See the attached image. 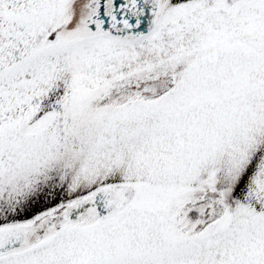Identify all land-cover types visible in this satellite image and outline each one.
Returning a JSON list of instances; mask_svg holds the SVG:
<instances>
[{
	"label": "snow or ice",
	"instance_id": "snow-or-ice-1",
	"mask_svg": "<svg viewBox=\"0 0 264 264\" xmlns=\"http://www.w3.org/2000/svg\"><path fill=\"white\" fill-rule=\"evenodd\" d=\"M0 264H264V0H0Z\"/></svg>",
	"mask_w": 264,
	"mask_h": 264
}]
</instances>
